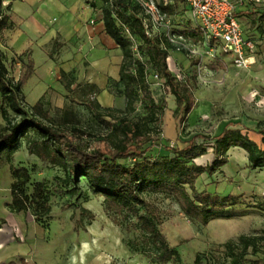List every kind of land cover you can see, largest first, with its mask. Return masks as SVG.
Returning a JSON list of instances; mask_svg holds the SVG:
<instances>
[{
  "label": "rangeland",
  "instance_id": "1",
  "mask_svg": "<svg viewBox=\"0 0 264 264\" xmlns=\"http://www.w3.org/2000/svg\"><path fill=\"white\" fill-rule=\"evenodd\" d=\"M45 1L37 0L35 7ZM85 1L102 9L101 0ZM174 1L176 22L185 24L184 1ZM255 3L251 14L238 16L244 34L252 37L259 48L255 61L248 67H236L225 55L212 58L205 53L201 62L199 56H189L180 51L167 60L174 75L190 83L194 95L193 108L183 122L173 116V95L163 91V79L156 81L152 78L151 74L156 70L151 68L138 43L133 41L132 55L147 63V78L154 99L165 102L163 111L159 113V126L153 131L155 140L168 139L171 144L183 147L197 134L215 137L227 126L231 131H241L264 148L259 132L264 130V17H260L264 1ZM6 10L8 14L9 9ZM59 14L55 8L40 7L37 17L47 22L49 17L54 21ZM12 18L14 26H18L20 20L13 15ZM16 35L18 33L12 30L11 39L15 40ZM75 43L74 40L64 41L58 34L48 42L40 38L28 39L24 41V47H11L7 40L0 43V50L6 56L4 62L9 79L16 81L22 62L33 60V74L21 87L24 105H33L44 96L50 108L43 119L45 123L64 129L76 124L95 136L106 133L108 122H115L119 116L138 119L143 114L138 99L128 107L122 82L110 75L118 65L120 49L105 48L87 54L84 47H76ZM199 48L205 47L199 44ZM62 71L67 75L61 76ZM90 100H97L110 111L104 112V118L96 116L88 108ZM7 110L9 119H18L10 109ZM5 123L0 113V127ZM87 140L95 144V137H87ZM33 141H36L31 144L33 151H29V142ZM197 143L208 146L205 154L195 158L197 164L204 166L222 156L227 157L228 162L212 175L201 174L196 180V188L221 198L233 196L236 203L228 207L231 217L211 219L203 225L187 217L172 199L153 196L152 200L166 215L160 228L181 259L179 263L160 264H192L197 253L201 254L203 264H230L223 255L221 244L229 239L236 240L240 234L261 238L258 251L248 257L256 262L254 264H264V168H249L247 153L240 147L229 148L222 153L220 148L213 150L217 145L215 140L200 138ZM44 145L38 132L29 129L19 138L13 162L16 167L29 172L30 181L25 187L28 194H32L37 182L48 188L50 212L47 215H40L33 202L27 212L8 210L13 177L4 155L0 159V264H158L141 251L129 249L126 241L137 237L139 230L115 224L104 211L103 198L89 191L83 177L79 178L78 190L73 195L56 189L59 187L56 186L58 179L64 178V170L52 161ZM148 154L159 156L168 153L152 147ZM85 195L87 199H84ZM80 206L94 214L91 224L85 225L87 219L83 217L85 227L79 223Z\"/></svg>",
  "mask_w": 264,
  "mask_h": 264
},
{
  "label": "trees",
  "instance_id": "2",
  "mask_svg": "<svg viewBox=\"0 0 264 264\" xmlns=\"http://www.w3.org/2000/svg\"><path fill=\"white\" fill-rule=\"evenodd\" d=\"M101 1L104 30L122 54L118 78L124 86L126 105L130 107L138 99L143 114L138 119L119 116L115 122H108L106 133L96 136L76 124L67 129L47 124L43 119L50 108L44 96L39 97L33 105L25 106L22 101L21 87L33 74L32 61L22 62L20 75L14 81L7 76L6 56L0 50V113L6 121L0 127V159L4 155L13 177L11 201L7 207L11 212H27L33 202L40 215L50 212L48 188L42 182H37L32 194H28L25 187L30 181L29 172L16 167L13 162L19 138L29 129H34L41 136L52 161L60 164L64 170V178L56 183V186L59 185L57 190L73 195L78 190L79 178L83 177L89 191L103 198L104 211L115 224L139 230L137 237L126 241L129 249L141 251L158 264L179 263V252L169 245L160 228L166 218L164 210L152 197L162 195L172 199L187 217L203 225L211 219L229 218L232 214L228 207L235 205L234 197L221 198L207 190L199 191L195 184L201 174H214L228 159L222 156L204 166L197 164L195 158L205 154L208 149L207 145L197 143V140H215L217 145L213 150L220 148L222 153L232 146L242 148L247 153L248 167L251 169L264 168V148L241 131H231L227 126L215 137L197 134L183 147L171 144L168 139L155 140L153 131L159 126V113L163 111L165 102L154 99L147 78V63L132 55L133 41L138 43L151 68L163 79V91L173 95V116L179 122L184 121L194 105L191 85L187 80L178 79L170 70L167 62L169 44L164 42L163 48L159 38L145 35L132 0ZM9 8L10 3L4 8L0 0V43H3V31L12 27L6 13ZM161 8L168 14L173 13V4ZM184 8L187 10L186 6ZM235 13L237 17L240 15L239 12ZM260 17H264V10ZM66 75L61 72V76ZM91 86L95 87L94 84ZM88 108L101 118H104V112L110 111L109 107L101 106L97 100H90ZM7 109L18 119H9ZM259 132L264 145V130ZM87 137H95V144H91ZM35 142H29V151H33L31 144ZM152 147L161 148L168 154L151 156L148 152ZM84 199H87V195ZM79 208L81 227H85L83 217L87 219L85 225L91 224L94 214L87 208ZM260 239L256 235L240 234L236 240L229 239L221 244L223 255L230 264H254L256 262L248 255L258 251ZM192 264H203L200 253L195 255Z\"/></svg>",
  "mask_w": 264,
  "mask_h": 264
},
{
  "label": "built area",
  "instance_id": "3",
  "mask_svg": "<svg viewBox=\"0 0 264 264\" xmlns=\"http://www.w3.org/2000/svg\"><path fill=\"white\" fill-rule=\"evenodd\" d=\"M10 1L1 0V6L5 8ZM107 1L111 3L113 0ZM132 1L137 7L136 15L141 21L145 35L149 38H159L163 48L164 42H167L169 51L199 56L200 62L204 53L212 58L225 55L240 68H246L253 63L255 54L259 52L254 39L244 34L243 26L235 13L237 5L242 4L244 0H185L188 17L195 27L193 36L187 30L179 28L171 14L161 8L172 4V0ZM90 22L94 23V20ZM126 31L129 32L128 29ZM199 44L205 48L200 49ZM200 66L198 63V70ZM151 76L156 81L162 80L157 72Z\"/></svg>",
  "mask_w": 264,
  "mask_h": 264
},
{
  "label": "crops",
  "instance_id": "4",
  "mask_svg": "<svg viewBox=\"0 0 264 264\" xmlns=\"http://www.w3.org/2000/svg\"><path fill=\"white\" fill-rule=\"evenodd\" d=\"M97 1L98 0H95V2ZM183 1V7H185V0ZM37 4V0H14L12 2L8 10L9 21L12 22V27L6 28L3 31V42L7 40L9 43H11V47H15L16 45L19 47H24V41L26 42L28 39L40 38L43 40V42H48L56 34H58L66 42L74 40L76 42V47H84L83 49H85L87 54H91L98 50H104L105 48L108 50L119 51L117 44L104 30L102 9L96 8L93 3H87L85 0H47L44 4L35 7ZM172 4L174 8V0H172ZM254 4H256L255 1L244 0L242 4L237 5L236 12H239L240 15H249L255 10ZM40 7L55 8L60 14L54 21L52 20V17H49L47 22L40 21V19L37 17V12ZM21 8H24L26 12L23 13L24 11H22ZM183 14V16L186 17L185 24L176 22V12L173 11L171 16L174 23L179 26V28H183L190 34L194 35L195 27L189 19L187 10L185 8L183 9ZM12 15L20 20L19 23L16 22L18 25L16 27L14 26L15 20L12 18ZM91 20H94V23H91ZM12 30H15L18 33V36L16 35L15 40L11 39ZM19 34L22 35L21 38L19 37ZM176 54L177 51L170 50L168 59H172L176 56ZM117 58L118 65L116 68H114L115 70H112L114 74H110L114 79H118L117 77L122 61V54H119ZM31 61L33 63V60ZM104 63L105 62L102 64ZM235 147L237 146H232L230 149Z\"/></svg>",
  "mask_w": 264,
  "mask_h": 264
}]
</instances>
